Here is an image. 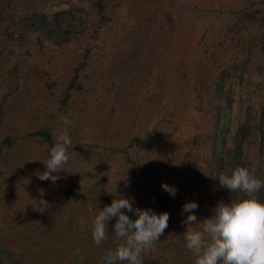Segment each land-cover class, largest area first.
Returning a JSON list of instances; mask_svg holds the SVG:
<instances>
[{"label":"rangeland","instance_id":"rangeland-1","mask_svg":"<svg viewBox=\"0 0 264 264\" xmlns=\"http://www.w3.org/2000/svg\"><path fill=\"white\" fill-rule=\"evenodd\" d=\"M261 119L264 0H0V264H104L117 218L99 246L92 225L117 196L170 214L141 264H195L183 205L199 230L243 198L221 173L264 180ZM65 128L69 162L41 181Z\"/></svg>","mask_w":264,"mask_h":264},{"label":"clouds","instance_id":"clouds-1","mask_svg":"<svg viewBox=\"0 0 264 264\" xmlns=\"http://www.w3.org/2000/svg\"><path fill=\"white\" fill-rule=\"evenodd\" d=\"M63 124L71 126L72 121L60 117ZM72 140L65 128L55 138L49 158L45 165L46 171L38 173L41 181L53 184L60 178L63 167L69 162V149ZM222 188L230 192H240L243 198L225 204L220 202L214 209V215L203 219L202 227L197 230V216L193 213L198 209L196 202H187L182 212L190 213L182 221L187 225L183 234L185 247L195 257V264H264V202L258 193L264 190V180L256 176L255 169L239 167L231 176L221 173L218 176ZM162 189L175 198L177 189L167 184ZM110 206L99 210L92 225V238L99 246L108 238V222L116 219L114 235L124 241L115 250L108 251L103 257L104 264H141V255L164 235L168 228L170 214L162 212L157 215L151 209L134 208V199L117 196ZM38 209L43 212L49 207L48 202L41 200ZM132 213L131 219L125 213Z\"/></svg>","mask_w":264,"mask_h":264},{"label":"trees","instance_id":"trees-1","mask_svg":"<svg viewBox=\"0 0 264 264\" xmlns=\"http://www.w3.org/2000/svg\"><path fill=\"white\" fill-rule=\"evenodd\" d=\"M258 127L257 128H259V130H260V136H261V140L262 139H264V121H263V119H261L260 121H259V125H257ZM234 149H233V151H232V153H233V155L234 154H236L237 152H238V150H239V141H238V139H234ZM232 165H233V163H232ZM233 173V171H230V173L228 174V176H231V174ZM227 189V188H226ZM226 192L229 194V195H231V196H233V197H235V195L237 194V192H230L228 189L226 190ZM161 208L162 209H164V206H165V203H164V201H162L161 202Z\"/></svg>","mask_w":264,"mask_h":264}]
</instances>
